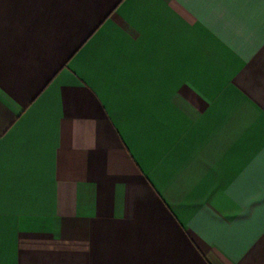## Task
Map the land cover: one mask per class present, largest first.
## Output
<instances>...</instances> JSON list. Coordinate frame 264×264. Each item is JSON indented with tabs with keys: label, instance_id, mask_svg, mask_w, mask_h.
<instances>
[{
	"label": "crops",
	"instance_id": "crops-1",
	"mask_svg": "<svg viewBox=\"0 0 264 264\" xmlns=\"http://www.w3.org/2000/svg\"><path fill=\"white\" fill-rule=\"evenodd\" d=\"M0 264H264V0H0Z\"/></svg>",
	"mask_w": 264,
	"mask_h": 264
}]
</instances>
